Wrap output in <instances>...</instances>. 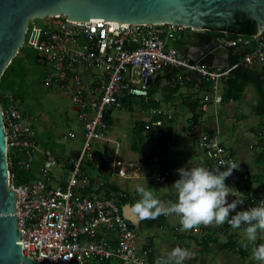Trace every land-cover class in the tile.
Wrapping results in <instances>:
<instances>
[{
	"label": "built area",
	"instance_id": "1",
	"mask_svg": "<svg viewBox=\"0 0 264 264\" xmlns=\"http://www.w3.org/2000/svg\"><path fill=\"white\" fill-rule=\"evenodd\" d=\"M41 20L46 21V27L31 45L45 68L42 83L71 100L82 129V148L77 156L69 158V167L49 152L42 153L38 177L23 181L17 170L30 172L41 150L32 126L12 95L4 93L1 115L8 188L15 196L21 253L33 264H151L149 243L139 245L136 230L122 215L120 206L126 194L117 191L110 198L97 196L83 170L86 161L95 159L91 152L93 144L107 141L105 115L109 110L122 108V100L126 98L157 101L150 96L151 80L166 68L184 72L185 75L176 76L179 85L191 83L188 73L192 72L214 92L239 65L264 68V33L241 63L214 69L166 45L164 37L172 36L170 31L175 28L172 26L123 25L106 20L77 23L67 21L64 16ZM208 100L205 96L204 101ZM212 101L220 103L221 97L215 96ZM152 113L170 118L162 110L153 109ZM67 137L75 139L76 135L69 131ZM199 147L211 152L214 165L222 171L229 161L235 162L232 153L213 138L202 137ZM55 167L66 171L65 184L55 183L52 172ZM111 170L112 177L143 178L152 186L164 185L170 176L165 167L155 174H144L143 164L128 171L116 160ZM245 198L247 208L258 205L256 194L248 193ZM178 225L181 226L180 222Z\"/></svg>",
	"mask_w": 264,
	"mask_h": 264
},
{
	"label": "crops",
	"instance_id": "2",
	"mask_svg": "<svg viewBox=\"0 0 264 264\" xmlns=\"http://www.w3.org/2000/svg\"><path fill=\"white\" fill-rule=\"evenodd\" d=\"M170 34L173 36L174 44L180 40V46L177 48L180 51L183 48L182 40L188 33L176 27ZM217 39L221 46L228 48L229 61V47L234 45L224 38ZM250 68L263 74L264 80V68L260 66ZM179 74L185 75L180 69L166 68L151 80L150 96L157 98V101L149 99L147 101L149 105L145 107L148 118L135 122L132 139L123 155L124 159L118 154L116 135L113 134L112 137L107 135V141L96 143L95 162H88L84 166L90 177V189L101 198L111 197L113 194L111 187L126 194V200L122 203V213L124 210L128 216L126 219L133 228L134 226L139 230L145 228V235L141 241L138 239V243L140 246L149 243L152 249L149 258L151 264H161L175 247L187 248L194 253L184 264H259L252 258L255 245L247 240L243 225L239 229H232L227 224L201 225L198 229L183 231L178 225L179 217L175 214L140 221L132 211L131 205L140 198L135 190L137 186L151 188L154 196L167 205L169 201L176 200V190L172 184L179 179L178 169L193 166L218 168L214 165L211 152L199 147L200 139L204 136L213 138L229 150L235 163L240 165L225 180V184L233 189L232 196L227 198L228 202L234 199L243 200L244 203L237 208V211H240L246 210L248 206L245 198L248 193L257 195L258 204L264 200V116L257 113L260 99L255 87L247 84L242 89H230L226 85V79L218 84L214 92L209 84L196 75L195 78H191V83L179 85L176 82V76ZM205 96L209 97L208 101H204ZM215 96L221 97L220 103L212 101ZM135 100L137 102L133 104V109L135 105L142 107L141 100ZM207 106L210 108L209 111ZM153 109L167 112L170 118L152 113ZM111 111L107 131L113 125ZM217 138L224 139L232 149L226 147L223 141L219 142ZM257 147H261L262 152L255 153ZM48 148H44V151L51 150ZM39 153L36 154L32 168V178L37 175L42 162V155L40 157ZM53 154L63 160L65 165L66 161L74 156L64 158L62 154ZM113 160L119 161L128 171L141 163L144 174H155L165 167L170 171V176L164 185L159 186H152L145 179L138 177L131 180L114 177L121 179L120 186L114 185L110 182ZM93 172H96L97 178L91 176ZM63 173L67 176L66 171ZM54 180L56 184H65V181L59 182L55 175ZM125 182H130V191L124 185ZM261 243H264V232H258L255 242L256 245Z\"/></svg>",
	"mask_w": 264,
	"mask_h": 264
},
{
	"label": "water",
	"instance_id": "3",
	"mask_svg": "<svg viewBox=\"0 0 264 264\" xmlns=\"http://www.w3.org/2000/svg\"><path fill=\"white\" fill-rule=\"evenodd\" d=\"M52 16L77 23L106 20L188 29L180 53L214 69L228 68L230 63L228 48L212 33H237L243 21L255 23V34L243 44L255 43L264 33V0H0V79L23 46L29 22ZM188 75L196 77L192 72ZM6 154L0 106V264H33L21 253ZM122 215L128 217L124 210Z\"/></svg>",
	"mask_w": 264,
	"mask_h": 264
},
{
	"label": "rangeland",
	"instance_id": "4",
	"mask_svg": "<svg viewBox=\"0 0 264 264\" xmlns=\"http://www.w3.org/2000/svg\"><path fill=\"white\" fill-rule=\"evenodd\" d=\"M45 27V20H33L29 22V45H33V43L36 41L37 35L41 33ZM180 29L182 32L188 33V29ZM172 37L173 36L164 37L167 46H174ZM44 70L45 68L42 66L41 62L31 65L26 60L25 63L23 62L22 66L15 70V74L11 75L9 78L10 87H13L14 90L19 91L20 95L22 96L21 104L18 106V108L23 114L25 120L29 122L35 132L36 143L41 150L39 153L40 157L44 152H49L55 158H57V156L53 153L57 155L62 154L64 158H67L69 155L77 156L82 148V129L77 120L74 107L71 103V100L66 95L59 91L49 90L43 85L42 77ZM94 72H96L98 76L100 75L98 70H94ZM200 97L202 98L201 94ZM209 109L210 108L208 107V111ZM145 113L146 109L139 105H135L134 109L132 108V111L130 112L122 109H112L111 114L113 125L107 131L108 134H106V136L109 135L112 137L113 134L116 135V142L118 144L117 150L121 158L124 159L123 155L125 154V151L127 150L132 139V129L135 122L148 118V115ZM160 116L166 117L163 115ZM69 131H73L75 133V139H69L67 137V133ZM217 140L219 142L223 141L226 143V147L232 149V146L229 145L224 139L220 140L217 138ZM96 143L97 142L93 144V149L91 151L93 155L97 149ZM115 144L116 143L113 145L115 146ZM47 147H49L48 149L51 150L44 151V148ZM52 151L54 152L52 153ZM254 152L257 154L262 152L261 147H257ZM93 162H95V159ZM52 172L59 182L63 183L65 181L66 175L59 168H53ZM19 174L24 175L22 172ZM91 176L93 178L98 177L96 172L91 173ZM37 177L38 176L36 175L33 177V179ZM120 181L121 179L119 178L110 177V182H112L114 185L120 186ZM129 183L130 182H125L124 185L130 191L131 185ZM240 196L242 197V193H240ZM120 208L122 209V206H120ZM134 227V229H136L138 232V239L141 241L145 235V228L139 230L136 226Z\"/></svg>",
	"mask_w": 264,
	"mask_h": 264
},
{
	"label": "clouds",
	"instance_id": "5",
	"mask_svg": "<svg viewBox=\"0 0 264 264\" xmlns=\"http://www.w3.org/2000/svg\"><path fill=\"white\" fill-rule=\"evenodd\" d=\"M224 166V171L220 167L209 169L205 166L178 169L179 179L172 184L176 200L169 201L167 205L154 196L151 188L137 186L135 190L140 198L131 205L132 211L140 221L175 214L183 231L198 229L201 225L227 224L232 229L243 225L247 240L255 245L252 258L264 264V243L255 244L258 232H264V201L247 210L237 211L238 205L244 201L234 199L228 202L233 189L225 184V180L239 168V164L229 161ZM193 255L187 248L175 247L161 264H184Z\"/></svg>",
	"mask_w": 264,
	"mask_h": 264
},
{
	"label": "trees",
	"instance_id": "6",
	"mask_svg": "<svg viewBox=\"0 0 264 264\" xmlns=\"http://www.w3.org/2000/svg\"><path fill=\"white\" fill-rule=\"evenodd\" d=\"M166 27H170V25H164ZM187 30V29H186ZM189 31V30H188ZM29 34L30 29L27 30L25 38H24V44L23 46L18 50L16 56L11 60L10 65L6 68L3 75L0 79V106H4V99L3 95L4 93H10L12 95L13 101L16 103L17 107L21 104L22 96L20 95L19 91L14 90L13 87H10L9 78L11 75L15 74V70L23 65V62L25 63L26 60L33 65L34 63L40 62V58L37 55V53L33 50V46L29 45ZM226 34V36H225ZM255 34V23L252 21H243L239 25L238 32L235 33L234 30H223L216 33H212V35L215 38H224V40L229 42H234V46H230V53H229V63L230 65L239 64L241 63V60L243 56L250 51L255 43L250 44H243L240 43L241 41L249 40L253 37ZM180 40L177 41L174 45L176 48H179L180 46ZM263 74L257 73L254 69L247 67L245 65H239L237 68L232 70L229 77L227 78L226 85L231 89H242L247 84H252L256 91L257 95L260 99V104L257 110V113L261 116H264V80L262 78ZM137 102V100L132 98H126L122 100V108H124L126 111H132L133 104ZM141 103H143L142 107H147L149 105V102L145 100H141ZM19 109V108H18ZM23 115V114H22ZM105 120L107 124L110 123V110L105 115ZM88 162H85V164ZM66 167H69L68 162L66 161ZM33 168V167H32ZM17 170V169H15ZM83 170L85 168L83 167ZM22 172L24 175H20L19 173ZM18 176L23 180H32V169L30 172H23L18 171ZM32 174V175H31ZM111 192L116 193V188L111 187ZM89 191V190H87ZM116 191V192H115ZM126 198L122 201L124 202Z\"/></svg>",
	"mask_w": 264,
	"mask_h": 264
},
{
	"label": "flooded vegetation",
	"instance_id": "7",
	"mask_svg": "<svg viewBox=\"0 0 264 264\" xmlns=\"http://www.w3.org/2000/svg\"><path fill=\"white\" fill-rule=\"evenodd\" d=\"M187 34V33H186Z\"/></svg>",
	"mask_w": 264,
	"mask_h": 264
}]
</instances>
